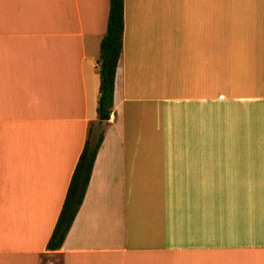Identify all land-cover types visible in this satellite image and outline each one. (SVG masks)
<instances>
[{
  "label": "crops",
  "instance_id": "crops-1",
  "mask_svg": "<svg viewBox=\"0 0 264 264\" xmlns=\"http://www.w3.org/2000/svg\"><path fill=\"white\" fill-rule=\"evenodd\" d=\"M109 10L0 0V264H264V0H124L113 112L47 251L98 123ZM193 102L219 108L209 143L185 144Z\"/></svg>",
  "mask_w": 264,
  "mask_h": 264
},
{
  "label": "trees",
  "instance_id": "trees-1",
  "mask_svg": "<svg viewBox=\"0 0 264 264\" xmlns=\"http://www.w3.org/2000/svg\"><path fill=\"white\" fill-rule=\"evenodd\" d=\"M124 0H110L107 31L100 43L98 71L100 75L98 123L91 124L88 138L78 159L65 201L52 236L47 244V251H59L71 228V225L83 203L91 178L97 153L104 138L105 126L113 112L115 77L122 51L124 32ZM100 126L95 135L97 126Z\"/></svg>",
  "mask_w": 264,
  "mask_h": 264
},
{
  "label": "rangeland",
  "instance_id": "rangeland-1",
  "mask_svg": "<svg viewBox=\"0 0 264 264\" xmlns=\"http://www.w3.org/2000/svg\"><path fill=\"white\" fill-rule=\"evenodd\" d=\"M250 1H254V0H250ZM211 11H217V10L211 9ZM208 104L209 105L207 104L204 105L200 102L185 104V144L209 143L207 142V137H211V136H207V133H210V129L213 126L214 115H215L214 110H219V108L216 105L214 106L211 105L210 103ZM197 109L201 111H198ZM99 129L100 126L98 125L96 127L95 130L96 133L94 137L98 133ZM189 134L192 135L200 134V137H194V135L190 136ZM201 137L203 138L202 141L200 140Z\"/></svg>",
  "mask_w": 264,
  "mask_h": 264
}]
</instances>
